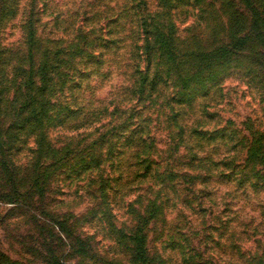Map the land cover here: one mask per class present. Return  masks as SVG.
<instances>
[{"label":"rangeland","instance_id":"1","mask_svg":"<svg viewBox=\"0 0 264 264\" xmlns=\"http://www.w3.org/2000/svg\"><path fill=\"white\" fill-rule=\"evenodd\" d=\"M244 5L0 0V264H140L151 204V264H264V43ZM159 32L176 57L149 74L137 49Z\"/></svg>","mask_w":264,"mask_h":264},{"label":"trees","instance_id":"2","mask_svg":"<svg viewBox=\"0 0 264 264\" xmlns=\"http://www.w3.org/2000/svg\"><path fill=\"white\" fill-rule=\"evenodd\" d=\"M243 3L245 4L244 6L246 8H248L251 12V16H252V20H251V31L255 34L256 38L258 39V41L260 43H264V34H262L261 32L264 30V18L260 17V14L256 9L257 6L253 5L252 0H242ZM173 36V34H171ZM152 39H158V44L157 46H152L151 41H153ZM170 39L171 36L168 34H165V32H159L157 34H155L154 38H151L149 40H143L142 42V46L140 48H138L137 50L139 51V53L136 54L137 57H139L140 59L142 58L143 61L145 62V67H144V72H148L149 74H160L163 73V68L164 67H170L173 66V64H171L173 62V58L176 57L175 56V52L177 51V46L176 44H170ZM165 40H168L167 46H163V43L165 42ZM244 40V38H238L235 40V45H237L238 42H242ZM81 44L86 43V38H83L82 40H80ZM80 42L75 43L74 45L76 46H80ZM73 45V46H74ZM83 47V46H82ZM227 47V46H225ZM226 51V48H221L218 50L219 55L220 52H224ZM55 58L57 57L58 53H55ZM69 54L70 52H68V55L65 53V56L69 58ZM78 55V53L76 54ZM158 60V62H154V60ZM64 62H67L65 60V58H63ZM178 65H183V63L179 60ZM46 65V64H45ZM177 65V66H178ZM72 67V64H71ZM74 67V66H73ZM146 68V69H145ZM56 66H46L43 71L46 72V78L43 81L44 83V87H43V93H51L53 92V87H52V81H53V77L56 75L55 72ZM154 70V71H152ZM61 73H58V77L60 78ZM63 76H66L67 74H62ZM181 75L179 74L177 76V79H179ZM174 79V78H172ZM171 80V79H170ZM183 80V77L180 79V81ZM173 82V81H172ZM63 84L65 83V81L62 82ZM61 87H63L61 85ZM55 104H53L52 102H47L45 100V110H49L51 111L52 107ZM261 146H259L257 149H261ZM146 209H148L147 211V215H140L139 218L140 221L138 223V226L133 234L132 237V241L134 244V249H135V255H136V259L138 260V262L140 264H151L148 260L147 257V252L145 249V233H144V229L145 226L147 225L148 221L150 219H153L156 217V212H159L158 207L155 206L154 204H151L149 207L147 206ZM83 251V250H82Z\"/></svg>","mask_w":264,"mask_h":264}]
</instances>
